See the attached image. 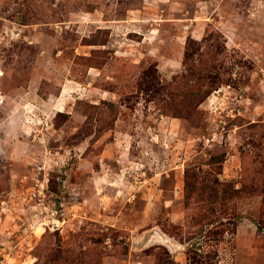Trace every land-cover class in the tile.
Segmentation results:
<instances>
[{
    "label": "rangeland",
    "instance_id": "rangeland-1",
    "mask_svg": "<svg viewBox=\"0 0 264 264\" xmlns=\"http://www.w3.org/2000/svg\"><path fill=\"white\" fill-rule=\"evenodd\" d=\"M0 264H264V0H0Z\"/></svg>",
    "mask_w": 264,
    "mask_h": 264
}]
</instances>
